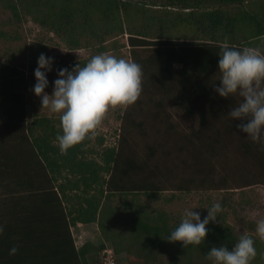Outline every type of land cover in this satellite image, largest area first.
<instances>
[{
	"label": "trees",
	"instance_id": "1",
	"mask_svg": "<svg viewBox=\"0 0 264 264\" xmlns=\"http://www.w3.org/2000/svg\"><path fill=\"white\" fill-rule=\"evenodd\" d=\"M0 3L17 20L22 7L34 22L55 33L69 48L84 43L103 52L107 39L126 33L132 59L141 65L146 81L186 115H197L200 129H193L191 135L205 140L210 152H215L219 140L218 132L211 136L208 128L213 130L214 119L228 113L219 106L214 91L223 45L227 42L234 48L264 51V0ZM184 30H193L195 35L185 38ZM2 38L12 42L19 35L0 30ZM138 49L146 53L142 55ZM51 50L50 45L38 42L30 45L28 54L25 48L17 53L31 58L29 67L34 69L39 54L49 56ZM14 54L0 55V225L4 227L0 264H104L101 252L107 242L114 252V264H120L115 255L122 251L128 256L123 264H211L206 254L212 247L231 249L245 234L234 229L223 214L207 225L209 231L201 245L184 248L182 242L167 240L180 222L172 224L167 212L144 210L132 201L114 207V195L122 200L128 194L152 198L162 187L150 179L153 173L144 172L143 178H136L145 171V163L132 156L121 159L120 151L113 146L99 153L88 146L91 138L62 153L56 139L61 131L60 119L39 113L28 99L29 81L23 64L14 62ZM88 59L66 61L57 69L71 70ZM99 142L102 144L103 138ZM240 148L244 156H253L260 165L258 174L247 173L243 183L251 184L254 177L263 179L264 146L247 139ZM203 181L209 182L211 177L205 174ZM93 221L102 229L105 241L96 247L88 242L76 248L71 227L76 222ZM253 239L258 254L252 264L264 262V244ZM12 247L17 248L15 254L9 252Z\"/></svg>",
	"mask_w": 264,
	"mask_h": 264
},
{
	"label": "rangeland",
	"instance_id": "2",
	"mask_svg": "<svg viewBox=\"0 0 264 264\" xmlns=\"http://www.w3.org/2000/svg\"><path fill=\"white\" fill-rule=\"evenodd\" d=\"M20 10V19H14L10 9L0 3V30L10 33L15 31L19 35V39L12 42L0 39V55L4 58L2 54L15 51L14 62L23 64L24 74L29 81L28 99L33 102L39 113L59 117V114H53L42 107L40 97L32 92L35 84L33 70L37 67V61L34 63L35 68L31 69L29 65L32 59L21 57L17 53L20 48H25L26 54L33 43L43 42L52 48L49 56L54 57L53 71L47 74L49 86L45 89L48 94L52 93V81L57 78L55 70L66 61L90 58L100 53L133 61L126 33L113 35L107 39L105 41L107 49L103 52L96 51L97 47H87L84 43L82 47L69 48L55 33L34 22L22 7ZM183 33L186 34L185 38H190L194 31L184 30ZM114 41L116 46H113ZM138 50L142 55L146 53L145 49ZM219 75L220 73L214 77L217 85ZM219 97L218 95L219 106L227 112L241 100L238 95L229 98ZM237 121H230L228 116L214 119L213 130L208 129L211 136L218 132L219 144L215 152H210L205 140L191 135L193 129L198 131L200 129L197 115H186L177 105L168 101L161 91L153 88L143 75L139 99L128 107L110 108L95 134L91 135L92 141L88 146H94L99 153L105 147L113 146L120 151L121 159L123 156H132L137 162L145 163V171L139 173L141 175L136 178H143L144 172L154 174L150 179L162 187V190L152 198L145 194L137 197L128 194L122 200L120 196L114 195L111 199L114 207L117 208L124 201L136 202L143 206L144 210L167 212L171 217V223L175 224L181 220L185 209L196 207L192 210L200 212L201 217H204L207 215L206 208L220 201L223 211L217 219L220 220L224 214L234 229L243 231L258 239L260 244H264V239L259 238L255 231L256 221L264 218V178L258 180L255 179L258 177H254L251 184L243 183L247 175L258 174L260 165L253 156L243 155L240 144L248 138L237 129ZM101 138L102 144L99 142ZM93 156L98 159L96 153ZM205 174L211 177V181H203ZM81 231L78 244L80 240L105 241L103 231L97 222L89 226L87 231L84 229ZM106 244L111 246L110 242ZM106 254L104 251L101 253L103 262L106 261ZM115 256L120 264L128 260L126 251ZM257 264L264 262L260 261Z\"/></svg>",
	"mask_w": 264,
	"mask_h": 264
},
{
	"label": "clouds",
	"instance_id": "3",
	"mask_svg": "<svg viewBox=\"0 0 264 264\" xmlns=\"http://www.w3.org/2000/svg\"><path fill=\"white\" fill-rule=\"evenodd\" d=\"M54 57L40 53L33 70L35 84L32 92L40 97L42 107L59 114L60 129L58 147L66 153L71 147L91 138L102 124L110 108L128 107L142 93L143 72L140 64L118 58L108 53L90 57L87 62L73 69H56L57 78L52 81L53 90L48 94L47 74L53 71ZM220 73L219 85L214 91L222 98L238 95L240 102L227 113L240 132L252 142L264 146V51L258 48H234L226 42L217 60ZM196 208V207H194ZM184 214L167 237L169 242H182V247L199 246L209 231L207 225L215 222L223 211L222 203L215 202L207 209V215L192 209ZM256 234L264 239V218L256 221ZM4 227L0 225V234ZM17 252L16 247L9 250ZM257 256L252 236L241 234L231 249L224 245L212 247L206 254L211 264H252Z\"/></svg>",
	"mask_w": 264,
	"mask_h": 264
},
{
	"label": "crops",
	"instance_id": "4",
	"mask_svg": "<svg viewBox=\"0 0 264 264\" xmlns=\"http://www.w3.org/2000/svg\"><path fill=\"white\" fill-rule=\"evenodd\" d=\"M70 194V192H69ZM96 221H93V222H76L75 225H73L72 227V234L74 235V241H75V244H76V248H80L82 247L85 243H91L94 247L96 246H99L102 241H97L95 242L94 240H80V244H78V238L76 236V234H81L82 233V229L84 230H88V227L91 226L92 224H95ZM108 247V246H107ZM102 253V252H101Z\"/></svg>",
	"mask_w": 264,
	"mask_h": 264
},
{
	"label": "built area",
	"instance_id": "5",
	"mask_svg": "<svg viewBox=\"0 0 264 264\" xmlns=\"http://www.w3.org/2000/svg\"><path fill=\"white\" fill-rule=\"evenodd\" d=\"M71 232H72V227H71ZM73 235V234H72ZM81 234H76V236H77V238H81V236H80ZM73 237H74V235H73ZM76 245V244H75ZM105 253H107L106 254V256H105V260L106 261H104V264H114V261H115V257H113V250L110 248V249H107V248H105L104 250H103Z\"/></svg>",
	"mask_w": 264,
	"mask_h": 264
}]
</instances>
